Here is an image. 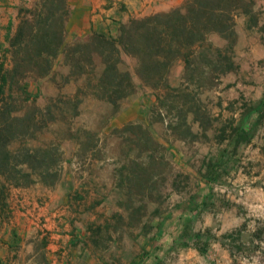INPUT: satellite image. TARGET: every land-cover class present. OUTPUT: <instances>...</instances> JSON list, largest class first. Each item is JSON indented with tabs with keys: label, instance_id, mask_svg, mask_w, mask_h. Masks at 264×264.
<instances>
[{
	"label": "rangeland",
	"instance_id": "374dc122",
	"mask_svg": "<svg viewBox=\"0 0 264 264\" xmlns=\"http://www.w3.org/2000/svg\"><path fill=\"white\" fill-rule=\"evenodd\" d=\"M187 1L106 0L108 30L94 32L118 36L132 19ZM59 6L19 0L13 13L0 4L5 96L28 128L12 148L57 158L53 190L69 197L81 223L84 250L59 263L264 264V0H234L233 34L208 39L221 54L196 50L188 69L184 55L175 57L159 85L142 84L146 71L123 54L121 69L136 88L118 107L98 99L89 78L71 74V47L91 35L67 33L66 22L59 51ZM226 58L233 67L222 73ZM90 225L103 226L98 244Z\"/></svg>",
	"mask_w": 264,
	"mask_h": 264
},
{
	"label": "trees",
	"instance_id": "16d2710c",
	"mask_svg": "<svg viewBox=\"0 0 264 264\" xmlns=\"http://www.w3.org/2000/svg\"><path fill=\"white\" fill-rule=\"evenodd\" d=\"M233 4L234 0H188L185 5L169 13L132 19L129 25L120 28L118 36L110 32L105 34L93 31L87 41L78 42L71 47L75 49L69 54L67 65L71 74L77 79L89 78L88 85H94L95 96L98 99L118 107L120 101L133 94L136 88L131 72L121 69L125 64L123 54L136 60L139 70L148 72L144 73L145 76L139 74L142 84L159 85L170 70L174 62L173 58L184 55L182 60L188 69L192 64L189 58L196 54V50L205 49L221 54L220 49L214 48L211 43L208 44V39L212 33L224 35L232 32L233 34L231 28ZM59 11L62 13L59 16L60 51L62 45H67L64 33L70 12L68 0H60ZM29 22V18H24L25 25ZM23 35L22 28L16 41H21ZM224 63L222 73L233 67L230 58H226ZM211 65L212 63L207 64L208 67H212ZM65 81L69 83L70 79L67 77ZM8 82L9 75L4 73L3 66H0L1 214L5 211L11 188H27L37 182L54 187L59 176L57 158L48 151L26 145L17 149L12 148L19 138L25 136L23 131L28 128L24 125V118L15 116L19 110L14 108L12 95L5 96ZM59 102L66 101L61 98ZM261 117L262 112L259 113V119L264 118ZM60 161L61 155H59V163ZM76 198L82 201L81 196L77 195ZM88 229L95 237L94 242L98 244L103 226L90 225Z\"/></svg>",
	"mask_w": 264,
	"mask_h": 264
},
{
	"label": "crops",
	"instance_id": "0c3cea01",
	"mask_svg": "<svg viewBox=\"0 0 264 264\" xmlns=\"http://www.w3.org/2000/svg\"><path fill=\"white\" fill-rule=\"evenodd\" d=\"M1 1L3 9L13 13L19 3ZM105 1L69 0L67 33L85 38L94 30L107 31L104 19L110 11L104 6ZM53 188L35 185L9 191L2 214L0 209V264H60L59 260H65L69 251L84 250L78 242L79 232L75 231L81 223L70 208L72 202ZM181 198L185 200L182 193ZM63 203H70L66 206L69 211L62 210Z\"/></svg>",
	"mask_w": 264,
	"mask_h": 264
}]
</instances>
